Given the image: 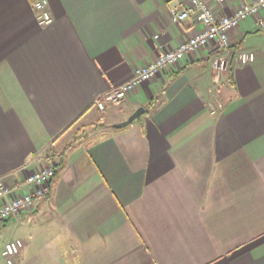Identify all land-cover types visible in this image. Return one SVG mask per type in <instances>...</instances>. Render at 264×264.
<instances>
[{
	"label": "crops",
	"instance_id": "crops-1",
	"mask_svg": "<svg viewBox=\"0 0 264 264\" xmlns=\"http://www.w3.org/2000/svg\"><path fill=\"white\" fill-rule=\"evenodd\" d=\"M36 1L0 0V179L56 170L83 127H100L67 153L47 199L0 225V264L17 239L15 264H264L256 18L230 34L221 77L212 60L222 53L201 50L100 111L96 100L202 26L172 21L186 0H47L54 21L41 27ZM250 1L213 9L231 15ZM239 50L255 61L237 62Z\"/></svg>",
	"mask_w": 264,
	"mask_h": 264
},
{
	"label": "built area",
	"instance_id": "built-area-1",
	"mask_svg": "<svg viewBox=\"0 0 264 264\" xmlns=\"http://www.w3.org/2000/svg\"><path fill=\"white\" fill-rule=\"evenodd\" d=\"M228 0H186V7L172 8L174 23L194 19L202 29L183 41L175 50L165 52L144 66L137 67L133 78L118 89L106 92L101 99L95 101L96 107L104 111L109 104H116L130 96L140 85L151 81L173 66L181 65L185 58L201 50L222 53L214 55L212 71L217 78L226 73L229 64L230 34L237 30L241 23L249 18H256V29L264 31V0H251L236 8L231 15L218 16L213 6H223ZM35 18L41 27H47L54 21L47 0L33 4ZM155 38H158L156 36ZM252 52L239 50L236 61L246 65L255 61ZM55 177L53 164L45 163L29 172L22 180L8 182L0 179V225L12 218L21 216L36 206L38 201L47 199L51 194L52 181ZM21 240L7 242L2 249V257L7 264H15L14 259L23 249Z\"/></svg>",
	"mask_w": 264,
	"mask_h": 264
},
{
	"label": "trees",
	"instance_id": "trees-1",
	"mask_svg": "<svg viewBox=\"0 0 264 264\" xmlns=\"http://www.w3.org/2000/svg\"><path fill=\"white\" fill-rule=\"evenodd\" d=\"M77 121H75L74 123H72V125L69 127H73V125L76 123ZM100 127L99 124H95V125H89L87 127H83L81 130H80V134L76 137V139L69 145L65 148V150L59 154V159H60V162L59 164L56 166V170H55V177L53 179L52 182H55L59 176V174L61 173V171L63 170L64 166H65V157L67 155L68 152L72 151L73 149H75L78 144L80 143V141L85 138L87 136V134L89 132H92L93 130H96ZM68 128V129H69Z\"/></svg>",
	"mask_w": 264,
	"mask_h": 264
},
{
	"label": "water",
	"instance_id": "water-1",
	"mask_svg": "<svg viewBox=\"0 0 264 264\" xmlns=\"http://www.w3.org/2000/svg\"><path fill=\"white\" fill-rule=\"evenodd\" d=\"M143 113H144V109L143 108L137 109L125 122L119 124L118 127H124V126H127V125L131 124L132 122H134L135 120L140 118V116Z\"/></svg>",
	"mask_w": 264,
	"mask_h": 264
},
{
	"label": "rangeland",
	"instance_id": "rangeland-1",
	"mask_svg": "<svg viewBox=\"0 0 264 264\" xmlns=\"http://www.w3.org/2000/svg\"><path fill=\"white\" fill-rule=\"evenodd\" d=\"M78 129V128H77ZM76 130H74L73 132H70L67 134V136L64 139H68L70 137V135H72L73 133H75Z\"/></svg>",
	"mask_w": 264,
	"mask_h": 264
}]
</instances>
